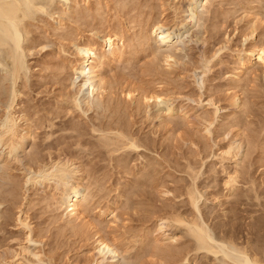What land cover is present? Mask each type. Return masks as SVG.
I'll return each mask as SVG.
<instances>
[{
	"label": "rangeland",
	"instance_id": "obj_1",
	"mask_svg": "<svg viewBox=\"0 0 264 264\" xmlns=\"http://www.w3.org/2000/svg\"><path fill=\"white\" fill-rule=\"evenodd\" d=\"M176 1L48 0L47 10L29 20L30 33L23 43L30 49L21 52L24 67L15 110L17 115L27 112L35 137L20 152L22 165L10 162L9 182L0 172L1 253L19 250L20 243L26 241V229L16 219L24 201L34 237L40 239L28 243L32 251L44 256L38 259L27 253L28 264H170L160 252L156 253L163 258L154 253L157 244L150 245L158 234L155 228L162 214H198L207 224L212 244L220 250L216 254L195 250L194 239L184 227H168L167 232H174L178 240L173 244L164 240L169 244L165 247L180 244L182 249L189 248H184L185 252L190 250L185 256L189 257L187 262L182 260L185 264L190 259L192 264L239 263L242 255L228 248L226 238L250 246V225L260 226L254 242L264 246V69L256 64L253 74L239 83L235 75L241 71L238 50L251 44L247 34L254 14L256 41L264 43V0H214L208 11L199 2L196 17L186 19L175 34L174 47L157 43L154 34L145 42L139 40L137 36L150 22L174 21L171 2L183 9L181 17L186 16L188 0ZM60 15L63 25L56 21ZM106 26L127 27V37L135 43L125 59L106 66L109 81L103 99L92 97L88 108L86 91L80 90V108L67 111L59 101L69 91L74 93L81 81L69 64L72 40L86 39L93 29L104 30ZM0 45V112H4L11 97L12 76L9 46ZM169 49L175 56L172 64L164 58ZM132 87L140 94L157 90L170 99L131 101L124 93ZM235 98L237 104L233 103ZM168 105L174 111L164 116L162 109ZM117 123H122L120 130L126 128V135L138 139V147L117 148L115 139L109 137L114 131L104 129ZM99 127L110 139L102 136L104 131ZM235 138L243 142V154L240 179L236 189L230 190L224 183V167L229 171L235 165L228 161L223 167L218 155ZM59 153L62 157L70 154L81 166L83 182L93 195L88 217L95 227L76 229L68 225L64 207L56 208L50 192L41 185L25 191V165L33 162V167L36 158L49 160ZM11 186H15L14 195L17 188L16 196L8 193L13 190ZM191 188L199 192L198 209L189 203L186 192ZM8 194L10 199L5 198ZM112 210L117 219L112 217ZM97 230L116 238L122 246L115 254L107 253L102 263L98 248H94ZM140 251L144 252L141 256Z\"/></svg>",
	"mask_w": 264,
	"mask_h": 264
},
{
	"label": "bare ground",
	"instance_id": "obj_2",
	"mask_svg": "<svg viewBox=\"0 0 264 264\" xmlns=\"http://www.w3.org/2000/svg\"><path fill=\"white\" fill-rule=\"evenodd\" d=\"M77 1L78 0H73L74 3H76ZM85 1L86 3L89 2V0H85ZM213 1L214 0H188L186 4V9H185L187 14L184 18L181 17L180 15V12L183 9L180 10V8L177 6L178 4L176 5L175 3L173 4L171 2L170 6L173 8L172 10L174 11V14H175L174 21L172 23L170 22L168 23L167 21L165 22L162 20H154L147 25V29H143L142 32H140L137 38L141 40L142 42H145L148 39H150L151 34H154L155 41L157 43L166 44L169 47L171 46L174 47L173 45H175L176 43L175 34L180 28V25L183 24L186 19L193 20L196 17L197 15L196 8L198 6V3L201 2L203 9H205V11H208ZM47 2L48 0H0V44H5V45L8 44L9 46L8 55H9L10 63H11V68H10L11 73L10 74L12 76L11 97H10L9 102L6 105L5 111L4 112L2 111L3 113L0 112L2 113L0 114V162H2V165H3V170H1L0 172H2L3 179H8V182H9V178L11 175L10 166H9L10 162L17 161V162H20V164L22 165L20 152L22 150H25L26 144L28 143V141L32 137L33 138L35 137L34 136L35 133L33 132V125H34L32 124L33 121H31V118L28 117L29 115L26 114L27 112L25 110L24 112L23 111L21 112V109H20L21 113L17 115V111L15 110L16 109L15 107L17 103L19 102L17 101V98L19 97L21 93L19 85H18V80L21 78L23 67H24V60H23L21 52L26 48L27 50L30 49L28 47V44H26L27 45L26 46L25 43H23L24 39L26 40L30 33L28 29L29 20H31L37 12L46 11ZM256 17L257 15L254 14L253 18L249 20L251 21V25H250L249 33L247 35L248 37H251L252 39L250 46L246 47L245 49L238 50L239 51L238 61H239L240 69H241V71L235 74L236 81L238 83L242 81L244 76L247 77L246 75L253 74L254 71H251V70L256 64L261 66L264 69V43L262 44V42L258 43L256 41V36H255V31L257 29L256 27L257 18ZM56 21L58 25L64 24V19L62 18L61 15L60 17L56 18ZM116 26L115 27L111 26V28L109 29H108V26H106V29L104 30L103 29L100 30L99 28L98 29L96 28L91 31V36H89L88 38L80 39V40L79 39L72 40L73 52L71 54L73 55V57L70 58L69 57L70 55L68 56L69 64H70V67L74 70V73L76 74L75 78L77 79L81 77L80 78L81 81L78 84L77 90L75 92L73 91L74 93H71L70 91L68 93L66 92L67 94L61 98V101H59V102H62L63 105H65L67 111L71 110V112H73L77 108H80L79 107L80 105L78 103V98H77L78 92L80 90L86 91L85 102L88 105V108L92 106L91 105L92 97L103 99V97L105 96V93L108 89V81H109L107 80L106 66H109L112 63L114 64V62L122 61L123 59H125V55L129 52V48L133 46L135 43L132 40V38L127 37L128 31H129L127 27L124 28L122 26L123 28H119ZM164 56L168 64H172L171 60L175 59L174 53L170 49L167 51L166 54H164ZM73 82H76V81L73 80ZM124 94L131 101H138L142 99V100H145L144 102H149L151 99L152 100L170 99L169 97L168 98L166 97L167 95L161 94V92L157 90L144 91L143 93L141 91V94H140V92L138 91L136 87L128 88ZM62 103L59 106H63ZM233 103H236V104L238 103L237 98L234 99ZM162 110H163L162 115H164L165 113L169 114L170 112L174 111L173 108L170 107L169 105L166 106V108ZM21 120L23 121V123H21ZM119 125L121 127L122 123L121 124L117 123L118 128L116 124L113 125L114 128L115 127L117 128L116 130L112 128L113 126L110 127L111 129H107L108 127L104 128L106 129V131L108 130L114 131L113 134L115 137L112 136L111 134H110L111 136L109 134L108 135L109 137H113L115 139V144L118 145L117 148L119 149L120 147H128V148L138 147L139 146L138 145L139 141L137 143L138 139L136 140L135 138H132L130 133H129V136H128V133L126 135L125 133L127 132L125 131L126 128H123L120 130ZM124 127H126L125 124H124ZM99 128L102 129V127H99ZM104 129L102 130L104 131ZM106 131L102 133V136L108 140L110 138L108 137V135H106ZM207 131L209 132L208 128H207ZM237 135H240V133H238ZM109 142L110 140L108 141V143ZM104 143L106 145V140H104ZM242 143H243L242 141H237V139L235 138L231 140L227 144V146L222 148L221 153L218 155L223 167L228 161H230L229 163H234L233 165H235V167L229 171H227V168L224 167L226 170V177H225L224 183L226 186L230 188V190L236 189L237 183L240 179L239 178L240 177L239 164L242 162V154H243L241 152V149H242L241 147L243 146ZM117 148L115 150H117ZM60 154L61 153H59V155L57 154L58 156H55V157L51 156L49 160H45V158L43 160L42 158H38L40 160L39 161L36 158V161L38 160L37 165H35L36 161H34V165L36 167L34 165L32 167L33 162H31V164L25 165L26 166L25 167L26 169L24 171V176L26 177V179H24V182L26 183L25 191H28L27 189H29L31 186L41 185L42 189L48 190V192H50L56 204V208L64 207L63 209L66 210L65 222L68 225L76 229H81L85 225L86 227L87 225H89V227L91 226L95 227V222L90 220V218L88 217V213H89L88 211L92 205L91 201L93 199V195L91 194L92 191L90 192L91 189L89 190L90 187L88 186V184L86 185L85 182H83L84 179L82 178L83 174H82L81 166L76 163L75 159H73L70 156V154L66 153V155L64 154L63 157ZM32 159L33 157L31 158V160ZM14 187L15 186H11L13 190L11 189V192H8V193L9 194L11 193L13 196H16L17 188H16V192L14 195V190H15ZM187 190L188 191L186 193L188 195L189 203L191 204V206H194L198 209L197 201H198L199 192L196 193V191H194L193 188L187 189ZM9 194H8V197H5L6 199L9 198ZM10 197L12 198L11 195ZM24 198H26V196ZM25 202L26 201H24L22 206H20V209H19L20 213L18 214V216H16L17 217L16 219H17V224L23 227L24 229H26L25 231L26 241L20 243L19 250L14 249V250H6L3 253L0 252V264H28L30 259L26 256L27 253L31 255L34 254L38 257V259H42L41 256L43 255H40V253L37 251L36 252L32 251L31 246L28 243L30 241H34V240L38 241L40 239L34 237V234H35L34 233L35 229L33 227L34 225H32L31 222L28 220V214L23 209V206L26 205ZM98 213L102 215V211ZM110 213H112L113 218L117 219V214H114V210L110 211ZM158 220L159 221L157 222L156 228H155L158 234L157 236L154 237V240H153L154 243H150V245L153 244L155 246L157 244L158 247L157 246L155 247L156 251L154 250L155 251L154 253L160 252L163 255V257L167 258V261L170 260L169 261L170 264H182V263L185 264L184 262H187L189 258V257L186 258L185 256L187 255V253L189 254L190 250L185 252V250H188L189 248L186 249L183 246V249H182V246L179 247L180 244H177V247L174 245L173 246L170 245L172 246L171 248H169L170 246L165 247L167 246L168 243H164V240L168 239L171 241V243L172 241L174 242L175 240H178V236L174 232H167L168 227H173V226H175V228L181 227V226L184 227L185 231L188 233V236L190 235L194 239V242H195L194 249L195 250H198V251L206 250L208 252L210 251L215 254L220 251L217 247H215L214 244H212V241H211L212 236L209 233L207 224L206 222H204L202 218L198 217V214L197 215L194 214L191 216L190 215L187 216L186 214L184 215V213L182 214L178 213L172 216L168 214L164 216L162 214ZM254 228L256 229L255 231H254ZM95 233H96L95 235L96 238H95L94 248H98L99 254L101 255L99 262L102 263L107 253L115 254L116 252H119L120 248H122V246L119 244L120 242H117L116 238L110 239L106 235L104 236V234L102 233L100 234L99 230H97ZM258 233H260V226L258 228V227H253L250 225V238H249L250 246L248 245L249 243L246 245L243 243L238 244L235 238H234L235 242L232 239H230V237H229V240H227L228 237L226 238V241H228L227 243L228 248L230 246L231 249L232 248L236 249L242 255V258L240 260L239 259L237 260L239 261V263L237 262V264H264V246L259 247L257 243H255L257 242V240L254 236H258ZM246 242H248V240ZM163 243L166 245H164ZM141 251L139 255L144 253V252L142 253ZM156 254H158L159 256L161 255L159 253H156ZM138 258L140 259V257ZM162 258L161 260H163ZM185 259L186 261L182 262V260H185ZM194 260L196 259H193V261ZM96 261H98V258L96 259ZM192 263L193 262L190 259V261H188V263L186 264H192ZM110 264H118V263H115L113 261V262H110ZM195 264H197V262Z\"/></svg>",
	"mask_w": 264,
	"mask_h": 264
}]
</instances>
